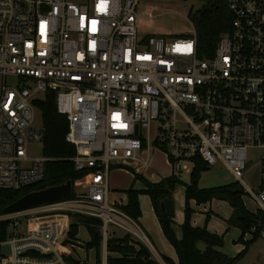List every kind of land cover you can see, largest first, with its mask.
Listing matches in <instances>:
<instances>
[{
	"label": "built area",
	"instance_id": "built-area-1",
	"mask_svg": "<svg viewBox=\"0 0 264 264\" xmlns=\"http://www.w3.org/2000/svg\"><path fill=\"white\" fill-rule=\"evenodd\" d=\"M225 1L230 29L200 58L192 23L183 38L139 36V0H0V191L44 180L47 160L29 158L27 146L42 140L32 102L47 93L67 120L71 163L85 173L73 198L0 216L9 223L0 264H72L73 214L101 221L103 264L109 226L148 247L109 201L108 180L111 166H148L152 150L177 179L223 166L257 206L249 230L264 245V0ZM7 77L19 84L7 88ZM252 151L256 192L242 182Z\"/></svg>",
	"mask_w": 264,
	"mask_h": 264
},
{
	"label": "trees",
	"instance_id": "trees-1",
	"mask_svg": "<svg viewBox=\"0 0 264 264\" xmlns=\"http://www.w3.org/2000/svg\"><path fill=\"white\" fill-rule=\"evenodd\" d=\"M231 19L225 0H211L198 11L193 21L198 57L213 56L219 36L230 29ZM32 104L40 113L42 120V156L47 160L45 177L42 182L28 188L0 191V216L4 215L2 213L4 208L28 193L59 186L68 180L72 182L73 187L74 182L85 175L75 171L71 163L75 151L72 145L65 142L68 123L66 118L56 111L54 94L47 93L42 98L33 100ZM207 171V167L203 165L195 166L188 184H183L180 179L172 175L154 184L132 171L134 182L139 181L142 189L135 190L131 187L124 192L126 202L121 210L135 222L141 216L139 196L145 195L149 198L161 231L176 253L177 264H237L247 249L257 241V235L253 234L252 240L245 243L244 251L234 258H229L219 251L222 247L221 237L208 233L205 228L192 227L190 221L192 210L189 205L191 201L197 205L206 204L212 200L227 202L232 209V216L227 223L241 230L240 242L258 218V215L250 214L246 210L240 185L235 183L212 189H200L198 184L201 174ZM179 186L184 187V221L180 226V240L174 235L172 218L163 214L159 208V203L164 199L172 200L173 193ZM73 197L74 193L68 199ZM71 218L73 222L70 225L67 242L75 239L79 226H83L90 238L86 246L88 250L94 249L96 263H99L102 242L101 221L75 214L71 215ZM8 227L7 221H0V240L7 238ZM106 242V264H159L152 259L149 250L143 244L133 241L128 235L123 238H108ZM199 244H202L204 248L199 249ZM162 259L165 264H174L167 258ZM69 263L79 264L72 260H69Z\"/></svg>",
	"mask_w": 264,
	"mask_h": 264
},
{
	"label": "rangeland",
	"instance_id": "rangeland-1",
	"mask_svg": "<svg viewBox=\"0 0 264 264\" xmlns=\"http://www.w3.org/2000/svg\"><path fill=\"white\" fill-rule=\"evenodd\" d=\"M209 1L211 0H139L137 6V13L140 16L137 27L138 35L157 34L177 38L186 37L193 32L191 23L193 24L194 16ZM4 84L7 88H13L19 84V80L14 77H7L4 80ZM2 85L3 80L0 77V93ZM33 125L42 128L41 116L36 110ZM27 156L29 158L41 157L42 142L30 143L27 146ZM258 157V152L252 151L249 153L248 165L242 177L244 186L253 192H256L261 181V166ZM132 171L135 174L139 173V176H144L149 181H158L171 176L169 162L160 150L150 151L149 164L146 167L140 164L111 166L108 180L109 201H119L121 199L122 202H124V198L126 197L124 192L126 190L131 187L134 189L141 188L142 184L139 181L134 182ZM189 177V174L184 173L180 180L183 184H188ZM83 181L84 178L74 182V193H81V184ZM235 183L230 173L223 166L217 165L201 174L198 186L202 189H212ZM178 194V196L181 195V199L183 200V193L179 191ZM242 201L250 214H258L257 206L250 195L244 194L242 196ZM142 205L143 207L149 205L152 208L151 202L147 196ZM225 206H227L226 209L229 208L228 205ZM17 230L24 233V221ZM113 230L123 232L109 226V232ZM77 235V238L75 237V239L69 242H72V245L77 248L76 252L74 251V256L78 261L81 264H103L102 251L100 253V262L96 263L94 249L91 248L88 250L86 246L89 242L87 241L88 234L83 226L78 228ZM245 236L250 238L249 241L253 238V236L250 235V230L244 234V237ZM199 245L203 246L202 244ZM147 249L150 251L149 248ZM247 250L248 251H246L243 257L238 261V264H264V245L262 243L255 241Z\"/></svg>",
	"mask_w": 264,
	"mask_h": 264
},
{
	"label": "crops",
	"instance_id": "crops-1",
	"mask_svg": "<svg viewBox=\"0 0 264 264\" xmlns=\"http://www.w3.org/2000/svg\"><path fill=\"white\" fill-rule=\"evenodd\" d=\"M146 180L149 181L148 179ZM149 182L155 184L160 182V180L149 181ZM140 189H142V185L141 188L135 190H140ZM179 191L183 193V200L181 199V195L178 196ZM138 199H139L141 216L136 222V225L140 230L141 234L145 238H147L149 242V246L147 248L150 249L149 252L151 254L152 259L159 264H165L162 259L164 257L169 259L172 263L177 264L176 253L172 248V246L165 239L153 209L149 205L146 207L145 206L143 207L142 205L144 200L146 199V196L141 195L139 196ZM172 201L174 205V217L172 218L173 221L172 228L175 237L180 240L181 239L180 226L184 221V187L183 186H179L176 189V191L173 193ZM118 202H120L122 206L125 205L126 197L124 198V202H122L121 199ZM189 205H190V209L192 210V215L190 218L192 227L205 228L208 233L221 237L222 247L219 249V251L222 254H224L229 258H234L238 256L242 251H244L245 243L248 242L250 238L243 236V239L240 242L239 239L242 236L241 230L237 227L228 225L227 222L230 220L232 216V209L227 202L212 200L206 204L197 205L194 201H191ZM225 205H228L229 208L226 209L227 206ZM125 235H126L125 232H119L113 230L108 233L107 239L113 237L123 238ZM87 241H89V236ZM256 242H260V241L257 240ZM203 248L204 246L199 245V249H203ZM76 249L77 248L73 246L72 253L74 259H72V261L81 264L78 261V259L74 256V251L76 252Z\"/></svg>",
	"mask_w": 264,
	"mask_h": 264
},
{
	"label": "water",
	"instance_id": "water-1",
	"mask_svg": "<svg viewBox=\"0 0 264 264\" xmlns=\"http://www.w3.org/2000/svg\"><path fill=\"white\" fill-rule=\"evenodd\" d=\"M71 195L72 182L68 180L59 186L28 193L4 208L2 213L4 215H9L39 206L61 202L70 198ZM159 208L167 217H174V205L172 200L164 199L159 203Z\"/></svg>",
	"mask_w": 264,
	"mask_h": 264
}]
</instances>
